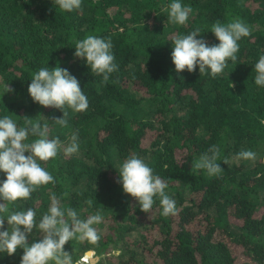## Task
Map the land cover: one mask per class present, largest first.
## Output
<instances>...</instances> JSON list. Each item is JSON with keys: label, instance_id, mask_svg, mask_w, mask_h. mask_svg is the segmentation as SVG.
<instances>
[{"label": "trees", "instance_id": "trees-1", "mask_svg": "<svg viewBox=\"0 0 264 264\" xmlns=\"http://www.w3.org/2000/svg\"><path fill=\"white\" fill-rule=\"evenodd\" d=\"M172 2L82 0L80 9L66 12L53 0H0V119L9 116L19 128L38 116L49 139L61 142L55 158L38 161L55 184L38 187L9 211L31 207L39 221L54 193L62 209L82 220L99 212L97 244H65L74 262L93 250L95 264H264V86L255 84L254 70L264 55V0H179L192 8L185 25L168 22L162 9ZM236 19L251 31L238 41L236 62L228 60L215 78L210 69L200 74L199 65L176 73L174 37L198 28V39L216 45L212 25ZM89 35L112 41L118 70L107 82L74 56L76 41ZM57 65L89 100L84 112L65 109L66 127L52 121L62 110L34 102L28 92L34 73ZM7 84L12 92L5 93ZM73 133L79 151L68 156ZM211 145L219 147L223 169L213 177L192 168ZM243 150L256 153L255 160L237 159ZM131 156L167 183L176 215H162L158 197L143 212L123 191L118 172ZM5 179L0 171V182ZM7 228L5 219L0 231ZM40 239L34 228L29 244ZM22 255V248L0 253V264H20Z\"/></svg>", "mask_w": 264, "mask_h": 264}, {"label": "clouds", "instance_id": "clouds-1", "mask_svg": "<svg viewBox=\"0 0 264 264\" xmlns=\"http://www.w3.org/2000/svg\"><path fill=\"white\" fill-rule=\"evenodd\" d=\"M53 2L60 10L66 12L80 9L82 4V0H53ZM162 11L167 12L169 23L185 25L192 8L183 6L179 0H174ZM211 32L219 41L216 45L209 46L203 38L198 39L197 37L200 36L198 28L190 34L173 38L171 59L177 74L185 69L192 73L199 65L200 74L210 69L211 75L215 78L226 68L228 60L237 61L238 41L251 34L249 26L240 19L227 24L217 22L212 25ZM112 47L110 39L106 41L89 35L76 41L74 56L85 59L91 72L102 76L103 82H107L110 74L118 70V66L113 63ZM254 70L255 84L264 86V55L260 56ZM233 86L231 84V87ZM12 91L9 84L5 85V93ZM28 92L34 102L46 108L62 110V118L52 119L61 127H66L68 124L69 114L66 108L75 112H84L89 108V100L81 90L79 81L59 65L55 68L42 67L34 73ZM24 123L25 126L18 128L11 117L5 116L0 119V171L6 173V179L0 182V200L4 201L0 203V229H4L5 219L8 225L7 229L0 231V253L12 256L18 248H22L20 264H50V262L81 264V260L73 261L71 253L65 251L64 246L73 239L97 244L100 235L93 225L99 224L103 219L99 212L82 220L74 209L70 207L62 209L61 200L54 193L50 197L51 205L48 212L39 221L31 207L26 211H9L10 204L19 199L30 198L31 193L42 185L56 182L38 161L47 162L57 156L61 148L59 137L49 139L48 125L42 124L38 116L35 119H27ZM29 137L35 139L27 142ZM78 151V133H73L71 142L64 148V154L70 156ZM219 156V147L211 145L206 153L192 162V168L206 170L210 177L218 176L223 170L217 163ZM255 158L256 153L251 150L240 151L237 155V159L255 160ZM118 173L120 177L118 183L122 184L125 193L138 201L141 211L149 212L153 207L154 197H158L163 210L162 215L167 217L177 214L175 200L165 192L167 183L159 176H154L153 169L142 159L136 156L127 158ZM64 195L66 196L67 193ZM34 228L42 234V239L29 244L28 237ZM91 255L88 254L87 258H91Z\"/></svg>", "mask_w": 264, "mask_h": 264}, {"label": "water", "instance_id": "water-1", "mask_svg": "<svg viewBox=\"0 0 264 264\" xmlns=\"http://www.w3.org/2000/svg\"><path fill=\"white\" fill-rule=\"evenodd\" d=\"M90 252H91L92 255H94L93 250H87V251L85 252V255L89 254ZM94 257H96V261H97V260H98V259H97L98 256H94Z\"/></svg>", "mask_w": 264, "mask_h": 264}, {"label": "rangeland", "instance_id": "rangeland-1", "mask_svg": "<svg viewBox=\"0 0 264 264\" xmlns=\"http://www.w3.org/2000/svg\"><path fill=\"white\" fill-rule=\"evenodd\" d=\"M94 256H96L95 253H94ZM94 256H93V259L96 260V257H94ZM81 264H95V263H90V262L88 261V263H81Z\"/></svg>", "mask_w": 264, "mask_h": 264}, {"label": "bare ground", "instance_id": "bare-ground-1", "mask_svg": "<svg viewBox=\"0 0 264 264\" xmlns=\"http://www.w3.org/2000/svg\"><path fill=\"white\" fill-rule=\"evenodd\" d=\"M92 260H93V257L88 258L87 263H88V261H92ZM85 261H86V260H85ZM92 263H94V261H93Z\"/></svg>", "mask_w": 264, "mask_h": 264}, {"label": "built area", "instance_id": "built-area-1", "mask_svg": "<svg viewBox=\"0 0 264 264\" xmlns=\"http://www.w3.org/2000/svg\"><path fill=\"white\" fill-rule=\"evenodd\" d=\"M85 255H83V257H81V263H87V260L86 261H82V258H84ZM87 256V255H86Z\"/></svg>", "mask_w": 264, "mask_h": 264}]
</instances>
